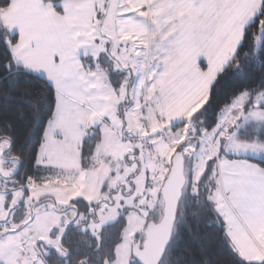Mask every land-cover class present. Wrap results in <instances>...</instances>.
<instances>
[{"label":"rangeland","instance_id":"obj_1","mask_svg":"<svg viewBox=\"0 0 264 264\" xmlns=\"http://www.w3.org/2000/svg\"><path fill=\"white\" fill-rule=\"evenodd\" d=\"M67 1L61 0L60 7ZM261 2L201 0V7L191 5L189 13H178L175 9L174 42L162 51L165 64L161 71L156 62L160 52L154 47L152 61L149 50V61L146 63L143 58L137 64L134 77L126 79L122 95L118 99L111 94L107 96L109 114L101 113L92 103L89 108L88 103L86 109L74 106L70 116L58 112L50 120V135L45 136L44 148V153L50 154L46 159L42 157L45 163L41 166H48L46 169L51 172L42 185L34 180H28L25 185L28 191L25 225L0 224V233L8 231L0 237V264H45L42 258L45 246L58 247V239L51 238L52 230L58 228L61 221L74 217L73 210L68 209L78 199L88 204L101 200L113 203L99 209L98 219L117 217V212L125 209L129 212L123 241L113 263L127 264L136 234L148 221L156 222L162 217L160 191L167 177V160L173 152L168 143L183 139L187 158L185 174L192 181L198 178L208 156L219 149L221 137L217 133L221 130H224L227 149L224 155L237 159L234 153L239 152V160H243V146L250 143L239 142L234 133L230 135L226 131L238 119L242 95L223 108L211 129L201 124L198 114L217 76L242 42L245 29L258 17ZM260 37L261 28L256 36V50ZM157 71L161 72L162 80ZM252 122L264 123V120L250 114L240 120L239 126L243 128ZM95 130L100 132L101 141L89 168L84 171L78 146L87 132ZM6 148L4 141L0 144V190L3 191L15 186L16 182L7 178L18 168L16 160L3 155ZM247 154L254 155L251 150ZM217 169L214 199L223 201L226 209L244 225L249 226L250 218L264 225V174L246 163L243 167L218 165ZM106 183L109 190L103 195L101 189ZM12 194L11 207L23 200L24 191L19 189ZM4 201L5 196L0 193V221L7 217ZM118 201L127 207L121 210ZM113 208L117 212H113ZM230 231L239 243L241 238L233 222Z\"/></svg>","mask_w":264,"mask_h":264},{"label":"trees","instance_id":"obj_2","mask_svg":"<svg viewBox=\"0 0 264 264\" xmlns=\"http://www.w3.org/2000/svg\"><path fill=\"white\" fill-rule=\"evenodd\" d=\"M11 2L12 0H0V11L7 8ZM44 2L53 4L55 10L61 12L59 7L61 0H44ZM261 21H264V0L261 2L258 17L245 29L242 42L227 66L217 76L210 88L208 100L198 114V118L202 120L201 124L206 128L211 129L217 124L223 108L231 104L242 90L264 87V74H262L264 73V41L260 42L256 50V36L259 33ZM16 42L17 36L10 35L0 21V76L6 74V79L0 82V144L6 141L7 148L3 151V155L6 158L8 154L10 159L18 162L17 171L7 178L14 180L15 186L5 191L0 190V193L5 195L4 207L7 211L6 219L0 221V224L19 225L23 223L24 226L27 214L25 201L28 197L25 185L28 180H34L38 185H42L51 172L50 169L38 167L34 158L47 124L53 118L54 114L50 115V110L55 112L57 93L45 80L17 66L12 53V46ZM5 62L14 63V70L5 69ZM84 63L88 67L87 59ZM237 65L243 69L242 72ZM11 81L15 83L9 88ZM210 96L211 99H209ZM37 117L39 127H37ZM242 129L239 138L236 137V139L242 143H253L257 141L255 133L264 132V123L252 122ZM100 141L101 135L98 130L87 132L84 136L80 147L82 170L89 168L95 148ZM190 181L192 179H189L182 193L172 238L160 264H243L238 253L232 251L234 248L225 236L223 223L213 211L212 204L204 202L198 205L194 202L191 195L192 189L189 186ZM19 189L24 191L23 200L11 207L12 193ZM108 190L106 183L101 189V194L106 195ZM214 191L215 186L213 197ZM201 192H204L203 186H201ZM105 204L112 205L113 203L104 200L96 204H88L82 199L74 201L68 209L73 210L74 217L67 222L61 221L59 227L52 230L51 238L56 239L61 234L59 229L69 221L74 224L80 221V227L87 222L85 218L98 221L97 212ZM90 207L96 213L93 217H88ZM128 214L126 209L123 210L122 215L105 228L103 249L100 253L87 249L93 257L107 255L113 263L116 261L117 246L123 241L127 227L125 217L127 218ZM7 233L8 231L0 233V237ZM86 239L88 237L81 235L75 226L69 231L67 237V240L72 242L73 248L79 247L82 252L85 251L83 241ZM93 246L95 247L94 241ZM61 247L63 248L62 245ZM73 255L75 258V252ZM42 258L45 264H62L55 248L48 256L43 255Z\"/></svg>","mask_w":264,"mask_h":264},{"label":"crops","instance_id":"obj_3","mask_svg":"<svg viewBox=\"0 0 264 264\" xmlns=\"http://www.w3.org/2000/svg\"><path fill=\"white\" fill-rule=\"evenodd\" d=\"M191 5L201 7V0H68L62 7L59 3L61 12L44 0H12L0 11V21L10 35L17 36L12 46L17 66L55 89L54 118L58 112L70 116L74 106L86 109L88 103L105 113L107 84L103 71L90 73L84 61L102 53L104 46L112 47L130 39L148 53L150 50V62L154 47L160 52L158 62L165 61L162 51L174 42V11L189 13ZM229 212L241 240L236 243L234 234L229 239L240 257L254 260L264 256V225L251 218L249 226L244 225Z\"/></svg>","mask_w":264,"mask_h":264},{"label":"snow or ice","instance_id":"obj_4","mask_svg":"<svg viewBox=\"0 0 264 264\" xmlns=\"http://www.w3.org/2000/svg\"><path fill=\"white\" fill-rule=\"evenodd\" d=\"M261 28V41H264V21L260 22ZM14 63L5 62L4 68L8 71L14 70ZM237 68L242 72L243 69L237 65ZM264 74V73H262ZM6 79L5 76H0V82ZM18 79V77H17ZM15 81L9 82V88L13 86ZM241 95L243 97V102L240 105V112L238 113V119L233 123L231 128H228L226 131L231 135L235 134L237 138H239L242 128L240 125V120H245L247 117L251 115H255L256 117L264 120V87L258 89H244L241 91ZM211 99V96L209 97ZM54 114L53 111L50 110V115ZM50 122V121H49ZM37 127H39V119L37 117ZM223 132L221 130L217 133L220 139L219 149L212 155L208 156L206 162L204 163L203 170L199 173L198 178L194 181L189 182V186L191 187V195L194 198V202L198 205L207 202L212 204L213 211L219 217V220L222 221L224 226V234L225 236L232 238V232L230 231V225L232 223V217L229 214V211L226 209V205L220 199H214L213 197V189L216 185L217 181L215 179L217 174V166L219 165L221 168L223 167H232V166H241L243 167L245 163L250 166H255V168L261 173L264 174V132L257 131L255 133L257 137V141L250 143L248 145L243 146L245 149L243 160H239L240 153H234V156L237 159L230 158L225 156V152L227 149L224 147L223 140ZM35 133V130H34ZM33 133V134H34ZM45 136L50 135V130H45ZM9 147H11V143H9ZM195 147V146H193ZM237 148L241 147L240 145L236 146ZM45 145L43 143V138L39 144V148L37 149L34 162L37 166H41L45 163L43 160ZM251 150L253 152V156L249 157L247 152ZM224 156L222 160L221 157ZM31 179V178H29ZM207 181V183H205ZM201 186L204 187V192H201ZM218 195V194H217ZM120 206L121 210L125 209L127 206L123 204L122 201L117 202ZM103 210V209H101ZM113 212H117L116 208L112 209ZM79 215V213H77ZM96 213L89 208L88 217L95 216ZM122 215L121 212H117V217ZM148 213L145 212V217H147ZM117 217H100L97 220L87 219V222L83 227H80V221H76L75 224L72 221H69L63 228L59 229L61 233L58 237H56L63 248H56L55 252L58 256V259L62 262V264H113L112 260L109 259L107 255L101 257L97 255L93 257L87 249H91L95 253H100L103 249V239H104V230L108 226L110 220L115 222ZM125 219H127L125 217ZM169 224V217L167 212L165 216L161 220V226ZM76 227V230L88 239L84 240L83 243L85 245V251H81L79 247L73 248L72 242L67 240L69 231ZM93 241L95 242V247L93 246ZM119 247V246H117ZM53 251V247L51 245L45 246L44 256H48ZM235 253L236 249H232ZM75 252V258L73 253ZM243 260V264H264V256L259 257L258 259H248L246 257L241 256ZM162 260V257H161ZM160 264V262H158Z\"/></svg>","mask_w":264,"mask_h":264},{"label":"flooded vegetation","instance_id":"obj_5","mask_svg":"<svg viewBox=\"0 0 264 264\" xmlns=\"http://www.w3.org/2000/svg\"><path fill=\"white\" fill-rule=\"evenodd\" d=\"M134 42H135L134 39H130V40H124L123 42H121V44L115 45L112 47L104 46L102 53H96L93 56L89 57L88 66H89L90 73L96 74L100 70L103 71L104 78L107 84L106 85V98L107 96L111 94L114 98L118 99L122 95V92L125 87L124 84L126 82V79L128 81V80H131L132 77H134V74L137 70L136 68L137 64H139L143 58L145 59L147 57V54H148L147 49L145 48L143 49L140 46H136ZM156 62H157L158 70L161 71L162 66L165 64V61L161 59L158 62V59L156 58ZM160 71H157V72L160 76V79L162 80L161 78L162 74ZM106 104H107V101H106ZM108 112L109 111H108V105H107L106 113ZM184 144L185 143L183 142V139H180L175 144L171 143V146L168 145L171 149H173V152L170 154L167 160V176L172 167V160L174 156L176 154H181L183 157L184 175L186 178V184L184 186V189H185L190 177H187L185 174V164L187 162V158H185V155H184V149H183ZM161 218L156 222L155 221H152V222L157 224L160 222ZM149 223H151V221H148L145 227L142 229V231L136 234V240L131 247V255H130V258L128 259L127 264H138L132 258V248L137 242H140V248H142V245L144 242V232L147 226L149 225ZM57 248H62L60 242H58Z\"/></svg>","mask_w":264,"mask_h":264},{"label":"water","instance_id":"obj_6","mask_svg":"<svg viewBox=\"0 0 264 264\" xmlns=\"http://www.w3.org/2000/svg\"><path fill=\"white\" fill-rule=\"evenodd\" d=\"M185 184L183 157L181 154H176L160 191L163 202L162 218L167 212L169 224L161 226L162 218L157 224L149 223L144 232L142 248H140V242H137L132 248V258L138 264H158L161 262V257L163 258L172 238Z\"/></svg>","mask_w":264,"mask_h":264},{"label":"built area","instance_id":"obj_7","mask_svg":"<svg viewBox=\"0 0 264 264\" xmlns=\"http://www.w3.org/2000/svg\"><path fill=\"white\" fill-rule=\"evenodd\" d=\"M170 145V144H169Z\"/></svg>","mask_w":264,"mask_h":264}]
</instances>
